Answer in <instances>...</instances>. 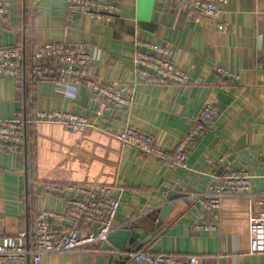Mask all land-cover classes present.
<instances>
[{
  "label": "crops",
  "instance_id": "crops-1",
  "mask_svg": "<svg viewBox=\"0 0 264 264\" xmlns=\"http://www.w3.org/2000/svg\"><path fill=\"white\" fill-rule=\"evenodd\" d=\"M7 1L10 14L0 22V57L17 46L28 52L45 42L85 44L100 53L89 74L134 90L135 103L130 111L97 117L91 93L75 84L34 83L24 73L19 82L0 79L1 120L18 112L28 120L37 110L60 111L85 117L94 126L73 132L42 122L26 126L23 147L0 144V240L20 234L32 239L39 212L66 211L68 195L48 187L97 184L111 186L112 196L121 201L114 230L134 225L153 234L141 251L198 256L203 264H264V252H251L250 240L251 200L264 198V0H227L222 8L226 32L182 0H123L118 16L108 22L70 14L67 0ZM136 41L170 49L171 60L190 74L191 82L134 84ZM217 68L241 80L220 77ZM208 103L220 116L190 153L188 169H169L116 137L131 127L171 152ZM223 157L228 168L250 173L251 196L225 197L217 229L197 230L210 220L193 196L216 182L212 163ZM169 205L173 209L162 221L161 211ZM258 210L263 212L264 205ZM52 227L69 231L74 223L55 219ZM103 247L46 253L42 264H117Z\"/></svg>",
  "mask_w": 264,
  "mask_h": 264
},
{
  "label": "built area",
  "instance_id": "built-area-1",
  "mask_svg": "<svg viewBox=\"0 0 264 264\" xmlns=\"http://www.w3.org/2000/svg\"><path fill=\"white\" fill-rule=\"evenodd\" d=\"M188 8L199 15L213 20L220 32L229 27L222 18L223 5L227 0H182ZM123 0H67L70 14L87 15L92 18L112 21L118 16ZM222 6V7H221ZM10 4L0 0V22L7 20ZM1 31V30H0ZM132 67L134 84L154 80L172 82L184 86L191 82L190 74L171 60V50L155 43L136 41ZM100 53L91 51L85 44L71 45L65 42H45L39 47L24 52L22 46L7 48L1 52L0 79L20 81L23 73L36 83L54 79L60 84H75L87 89L97 105V117L130 111L135 103V92L118 88L89 74L88 70ZM264 68V60L262 63ZM218 76L232 82L241 77L222 68L215 69ZM220 116V110L213 104H206L195 119L192 129L181 139L177 148L166 151L157 146L155 140L142 131L128 127L116 135L123 146L136 148L143 156L157 158L169 169H188V157L206 131ZM60 123L73 132H85L93 124L85 117L60 111H34L26 120L18 112L11 120L0 119V144L6 149L21 148L25 141V128L38 123ZM226 157L212 163L216 180L207 191L193 196L210 224L197 225V230H216L223 199L227 196L250 197L252 176L245 170H232L225 166ZM56 194H67L64 213L39 212L33 227V237L28 242L25 235L4 237L0 240V262L42 264L46 253H63L79 249L95 251L98 244L107 241L114 231L121 201L112 196L113 188L106 185L66 184L50 186ZM264 198L251 200L250 240L251 252H264ZM55 219H69L74 223L69 231H55ZM86 231V235L82 233ZM128 264H203L198 256L179 258L170 254H154L140 251L131 256Z\"/></svg>",
  "mask_w": 264,
  "mask_h": 264
},
{
  "label": "water",
  "instance_id": "water-1",
  "mask_svg": "<svg viewBox=\"0 0 264 264\" xmlns=\"http://www.w3.org/2000/svg\"><path fill=\"white\" fill-rule=\"evenodd\" d=\"M24 52L26 47L24 46ZM173 209L172 205L166 206L160 214V219H166L169 212ZM137 226L126 225L122 228L114 230L104 242V250L111 253L110 259L116 261L117 264H127L131 256L140 252L145 243L153 237L148 231L141 230ZM29 248V234L26 236ZM113 263V262H112Z\"/></svg>",
  "mask_w": 264,
  "mask_h": 264
},
{
  "label": "trees",
  "instance_id": "trees-1",
  "mask_svg": "<svg viewBox=\"0 0 264 264\" xmlns=\"http://www.w3.org/2000/svg\"><path fill=\"white\" fill-rule=\"evenodd\" d=\"M83 235H86V231L85 232H83ZM146 252H150V251H148V250H145Z\"/></svg>",
  "mask_w": 264,
  "mask_h": 264
}]
</instances>
